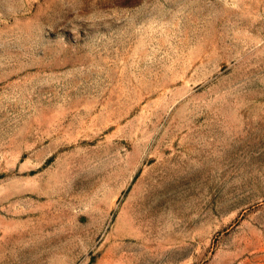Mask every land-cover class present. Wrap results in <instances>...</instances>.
Masks as SVG:
<instances>
[{
    "label": "rangeland",
    "instance_id": "1",
    "mask_svg": "<svg viewBox=\"0 0 264 264\" xmlns=\"http://www.w3.org/2000/svg\"><path fill=\"white\" fill-rule=\"evenodd\" d=\"M0 264H264V0H0Z\"/></svg>",
    "mask_w": 264,
    "mask_h": 264
},
{
    "label": "bare ground",
    "instance_id": "2",
    "mask_svg": "<svg viewBox=\"0 0 264 264\" xmlns=\"http://www.w3.org/2000/svg\"><path fill=\"white\" fill-rule=\"evenodd\" d=\"M263 203V202H262Z\"/></svg>",
    "mask_w": 264,
    "mask_h": 264
}]
</instances>
